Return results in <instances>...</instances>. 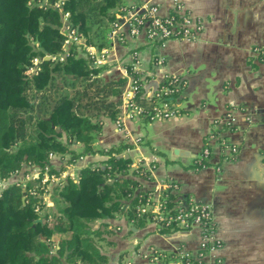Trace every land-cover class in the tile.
I'll use <instances>...</instances> for the list:
<instances>
[{
  "label": "crops",
  "instance_id": "obj_1",
  "mask_svg": "<svg viewBox=\"0 0 264 264\" xmlns=\"http://www.w3.org/2000/svg\"><path fill=\"white\" fill-rule=\"evenodd\" d=\"M151 1L158 3L160 14L168 13L169 0ZM184 8L192 15V26L199 20L200 28L193 37L165 41L159 51L164 65L157 72L158 77L168 72L186 79L177 99L180 114L147 121L152 124V140L139 132L137 117L125 118L123 127L116 129L114 119L101 116L94 153H83L74 170L99 164L105 158L100 150L123 144L118 155L140 154L131 158L132 167L139 161L152 162L150 177L138 176L140 189L153 190L172 179L181 193L210 205L220 245L205 252L202 264H264V65L251 52L264 46V0H184ZM109 22L102 31L103 44L87 43L109 50L108 62L97 76L124 78L125 84L126 69L118 58L129 60L128 49L142 46L145 38L140 34L126 43H112L107 38ZM215 119L222 122L216 124ZM215 132L238 147L228 162L221 161L211 136ZM143 144L147 154L141 151ZM205 144L210 155L201 165L196 160ZM71 147L76 152L82 148L79 143ZM64 158L56 155L49 162L60 167ZM93 223L90 228L99 230V241H92L107 257L105 264H116L120 255L126 264H181L180 254L196 251L200 239L196 226L161 232L151 220L137 227L119 213Z\"/></svg>",
  "mask_w": 264,
  "mask_h": 264
},
{
  "label": "trees",
  "instance_id": "obj_2",
  "mask_svg": "<svg viewBox=\"0 0 264 264\" xmlns=\"http://www.w3.org/2000/svg\"><path fill=\"white\" fill-rule=\"evenodd\" d=\"M27 1L0 0L2 177L23 162L42 166L50 153L69 154L68 163L83 153H94L92 144L101 129V116L115 119L124 84V78L104 80L97 76L101 67L91 68L87 58L77 55L73 47L63 61L43 58L61 50L64 35L59 30V14L52 8L30 6ZM122 2L65 0V9L86 42L101 45L103 28L114 18L111 9ZM34 56L40 57V69L28 77L24 70ZM141 95L137 102L150 105ZM73 143L81 144V150L76 152ZM123 146L100 150L105 158L99 164L82 166L76 181L66 177L53 195L60 203L55 216L54 211L39 215L34 210L38 203L29 192L30 181L24 183V191L19 182L2 189L0 264H105L107 257L90 239L99 230L90 228L89 223L118 213L137 227L150 221L149 214L136 212L148 191L140 189L137 176L142 167L134 168L130 157L118 155ZM175 197L168 195V206ZM50 215L58 220L50 224ZM54 242L56 248L50 253ZM120 258L116 264H126Z\"/></svg>",
  "mask_w": 264,
  "mask_h": 264
},
{
  "label": "built area",
  "instance_id": "obj_3",
  "mask_svg": "<svg viewBox=\"0 0 264 264\" xmlns=\"http://www.w3.org/2000/svg\"><path fill=\"white\" fill-rule=\"evenodd\" d=\"M27 4L52 8L59 14V30L64 35L61 50L54 54H45L43 58L63 61L73 47L77 55L87 58L91 68L100 67L108 62V48L87 43L77 28L72 25L69 12L65 9V0H28ZM168 7V13L160 14L158 3L154 1L123 0L113 10L114 18L109 22L107 31V38L112 43H126L140 34L145 38L142 46L131 45L128 49L129 60L118 58L126 69L128 80L122 86L119 96L118 112L114 119L116 129L123 127L125 118H148L152 121L169 119L180 114L177 99L184 91L186 79L181 75L168 72L161 73L160 77L157 76V72L163 67L165 61L159 51L165 41L170 38L193 37L200 28V21L196 20L195 25L192 26V15L184 8V0H169ZM251 52L264 65V46H255ZM39 61V56L32 58L31 64L24 70L26 76L30 77L39 71ZM146 84L147 90L141 98L150 100L148 106L136 100L138 94L143 93ZM230 119L233 120L231 117ZM230 119L226 120L227 124H230ZM214 122L217 124L222 122V119H215ZM211 136L216 140L222 162H228L236 156L238 147L235 144L229 143L219 132L212 133ZM56 155L66 156V154L50 153L42 166L23 162L19 169L8 176H0V193L8 184L19 182L24 189V183L30 181L32 186L29 192L37 198L38 203L34 210L39 215H43L47 212L44 209L52 205L51 198L64 184L66 177L69 176L73 181L77 180L78 170H74V167L82 159L80 155L75 161L64 166L53 167L49 159ZM209 155L210 147L205 144L196 160L197 163L203 164ZM140 164L142 163L138 162L134 166L137 167ZM143 166L138 172L139 176L149 178L152 167L149 163H143ZM18 173L22 174V177H18ZM147 190L136 206L137 214H149L151 221L158 229L177 227L176 230H178L196 226L200 231L197 250L183 251L180 254V262L181 264H202L205 252L220 245V240L215 236L210 205L181 193L179 184L172 179L163 180L159 188ZM169 194L176 196L171 206H168L167 202ZM55 245V242L52 243L50 253H54Z\"/></svg>",
  "mask_w": 264,
  "mask_h": 264
},
{
  "label": "rangeland",
  "instance_id": "obj_4",
  "mask_svg": "<svg viewBox=\"0 0 264 264\" xmlns=\"http://www.w3.org/2000/svg\"><path fill=\"white\" fill-rule=\"evenodd\" d=\"M134 121H135V124H136V126H138V130H139V132L142 134V135H144L145 137H148L150 140H152V133H153V131H152V124L150 123V122H147V121H142V120H140V119H137V118H135L134 119ZM141 151L144 153V154H147L148 153V147H147V145L146 144H143V145H141ZM129 155H131V158L133 159V160H135L137 157H140V154H139V152H136V151H129ZM66 158H64L63 159V161L59 164V166L61 167V166H64L65 164H67L68 162H67V160H68V157H69V154H66V156H65ZM100 163V162H99ZM138 163V162H137ZM139 163H140V161H139ZM143 163V162H142ZM151 164H152V162H150L149 163V165L151 166ZM136 166H134V168H135ZM137 167H144L143 166V164H140V165H138ZM136 167V168H137ZM152 167V166H151ZM64 169H66V167L64 168ZM25 172V171H24ZM19 174V173H18ZM18 177H22V174H19L18 175ZM138 177V176H137ZM16 178V177H15ZM9 185V184H8ZM7 185V186H8ZM6 187V186H5ZM4 189V188H3ZM51 200H52V205H49L48 206V208H45L44 210L45 211H54L53 213H55L54 214V216L56 215V213L58 212V207H59V201L57 200V198H51ZM56 211V212H55ZM59 213V212H58ZM54 216H52V215H50L49 216V223L50 224H52V223H54V222H56L58 219H55V217ZM94 223L93 222H91V223H89L88 225H89V227H92V225H93ZM99 235H90V239H92L93 241H99L98 239H97V237H98ZM148 264H152V262L150 261Z\"/></svg>",
  "mask_w": 264,
  "mask_h": 264
},
{
  "label": "water",
  "instance_id": "obj_5",
  "mask_svg": "<svg viewBox=\"0 0 264 264\" xmlns=\"http://www.w3.org/2000/svg\"><path fill=\"white\" fill-rule=\"evenodd\" d=\"M45 58H48V57H45ZM153 83L155 84V81H153ZM175 153H179L180 155H187L188 154L186 151H175ZM22 191H24V189H22ZM22 199H23V197H22ZM36 221H40V218L35 219V222Z\"/></svg>",
  "mask_w": 264,
  "mask_h": 264
}]
</instances>
